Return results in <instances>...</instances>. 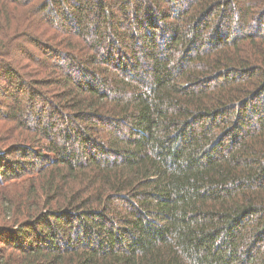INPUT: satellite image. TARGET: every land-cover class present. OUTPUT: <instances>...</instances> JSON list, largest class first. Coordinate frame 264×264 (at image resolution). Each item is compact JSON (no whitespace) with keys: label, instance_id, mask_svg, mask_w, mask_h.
I'll return each instance as SVG.
<instances>
[{"label":"trees","instance_id":"1","mask_svg":"<svg viewBox=\"0 0 264 264\" xmlns=\"http://www.w3.org/2000/svg\"><path fill=\"white\" fill-rule=\"evenodd\" d=\"M0 85V264H264V0H0Z\"/></svg>","mask_w":264,"mask_h":264},{"label":"rangeland","instance_id":"2","mask_svg":"<svg viewBox=\"0 0 264 264\" xmlns=\"http://www.w3.org/2000/svg\"><path fill=\"white\" fill-rule=\"evenodd\" d=\"M4 86L3 85H0V89L1 88H3ZM2 90H5L6 91V87L5 88H3ZM24 93V92H23ZM22 93V94H23ZM21 94V95H22ZM4 96V95H3ZM8 99L4 96V97H2L1 96V98H0V112H3L4 111V109H3V105L5 104V101H7ZM5 145H7V144H5ZM7 146H9V144L7 145ZM11 155V154H10ZM3 157H4V159L5 160H9L10 159V156H8V155H3ZM2 246H0V248H1Z\"/></svg>","mask_w":264,"mask_h":264}]
</instances>
